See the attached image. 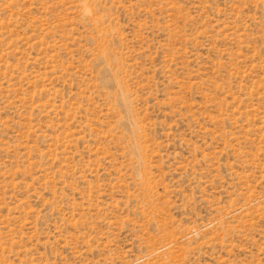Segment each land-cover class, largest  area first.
<instances>
[{
	"label": "rangeland",
	"instance_id": "obj_1",
	"mask_svg": "<svg viewBox=\"0 0 264 264\" xmlns=\"http://www.w3.org/2000/svg\"><path fill=\"white\" fill-rule=\"evenodd\" d=\"M0 264H264V0H0Z\"/></svg>",
	"mask_w": 264,
	"mask_h": 264
}]
</instances>
